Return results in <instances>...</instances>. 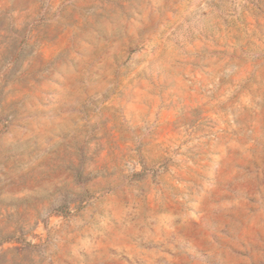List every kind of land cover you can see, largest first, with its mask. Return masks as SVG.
I'll list each match as a JSON object with an SVG mask.
<instances>
[{"label":"rangeland","instance_id":"rangeland-1","mask_svg":"<svg viewBox=\"0 0 264 264\" xmlns=\"http://www.w3.org/2000/svg\"><path fill=\"white\" fill-rule=\"evenodd\" d=\"M0 264H264V0H0Z\"/></svg>","mask_w":264,"mask_h":264}]
</instances>
